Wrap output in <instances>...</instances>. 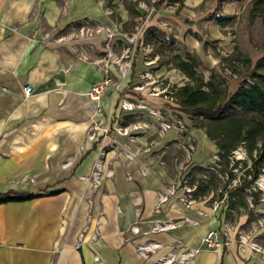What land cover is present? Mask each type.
Segmentation results:
<instances>
[{
  "label": "crops",
  "instance_id": "0c3cea01",
  "mask_svg": "<svg viewBox=\"0 0 264 264\" xmlns=\"http://www.w3.org/2000/svg\"><path fill=\"white\" fill-rule=\"evenodd\" d=\"M143 1L0 0V194L61 190L0 204V264H153L170 251L178 257L182 249L198 250L187 264H261L249 242L236 241L237 230H230L217 250L203 243L207 232L226 222L224 212L212 208L211 193L190 206L179 199L180 181L188 173V141L194 142L192 162L216 153L214 141L188 125L184 114L185 132L163 131L147 110L119 114L121 98L145 93L143 73L153 81L162 74L169 82L171 70H149L155 66H148L136 47L134 65L122 72L124 45L115 48L123 35L130 38L126 32L114 38L112 49L103 47V36L78 37L83 22L117 31L139 18V24L147 22L142 33L170 23V16L159 15L166 1L156 9L159 0H153L140 15ZM154 13L156 23L147 20ZM104 51L111 53L107 66L98 62ZM105 73L111 81L97 103L87 93ZM27 84L33 92L25 96ZM140 99L174 114L159 97ZM138 122L142 126L127 133L115 130ZM198 145L207 152L199 153ZM175 184L176 193L160 203L159 196ZM88 216L90 227L99 221V238L77 246ZM245 216L238 226L248 223ZM165 221L175 228L144 234L154 222ZM133 224H139V233L131 231ZM147 241L162 245L143 258L137 246Z\"/></svg>",
  "mask_w": 264,
  "mask_h": 264
},
{
  "label": "rangeland",
  "instance_id": "374dc122",
  "mask_svg": "<svg viewBox=\"0 0 264 264\" xmlns=\"http://www.w3.org/2000/svg\"><path fill=\"white\" fill-rule=\"evenodd\" d=\"M152 1H143L146 7L144 9L140 8V15L148 13L146 8H149V4ZM165 1L161 9L162 12L159 15L170 16L167 20L170 23L166 22V25H164L159 22L162 27H158L156 21L159 20L153 18L158 13L147 16V20H153L157 24L155 25L156 27L153 26L156 36L159 35L164 39L166 38L165 40H168L167 38L171 39L167 41L169 44L170 41L172 42L170 47L168 45L164 46L166 43L163 44L162 41L155 43L154 46V43H151L152 38L145 37L142 33L147 22L142 24V26L139 24V18L137 21L130 18L122 26V30L114 31L108 48H113L116 36H118V39L121 32H126L129 37L135 36L133 41L131 42L123 35L124 39H120V42L117 41L118 45L115 49L119 50L123 45V51L129 48L130 56L123 58V61L128 64L127 71L130 70L134 62L133 54L136 47L144 52L146 64L155 66L149 70L158 69L159 67H162L163 70L164 68L170 69L169 78H171V81L169 82L162 74H160L159 78L156 76L153 81V79L146 77L147 73H143V77L139 78L148 80V86H145L143 95L159 97L160 103L168 104L174 110L172 113L183 119L184 116L182 114L175 112L178 109V104L176 103L178 99L176 95L177 89L184 84L195 86L197 82L188 78L174 66V61L171 60L172 54H179L182 57L188 53L196 55L200 60L198 65L199 74L204 81H212L217 84L218 88L230 94L241 82L243 76L254 67L255 62L264 56V4L255 6L253 4L254 0H228L223 2L220 0H186L188 5L183 2L184 0ZM133 15L136 16V13L134 12ZM216 15H228L232 16L233 19L227 25H219L214 18ZM101 40L103 47L107 48L105 46L106 40H103L102 37ZM160 48L161 53L158 54L155 60L152 55L156 53L155 51H159ZM105 54L106 51L98 59L105 58ZM260 71L264 73V69H260ZM149 80L153 83H149ZM262 85L264 86V84ZM203 88L206 89V87ZM132 89L138 91L137 89ZM169 89H175L176 91L172 95L168 93ZM153 90H157L158 95H152L151 92ZM143 95L139 94L130 97L134 98L132 100H142L140 96ZM171 96H173L172 100H170ZM195 121L188 118V125L192 126ZM263 142V138L259 139L258 145L263 147ZM189 144L194 148L192 140L188 141ZM198 148H200L199 153L207 152V148L204 146L198 145ZM193 150L188 152V171H186L188 173L183 178L188 179V188L192 189V196L199 200L205 196L194 193L199 181L203 179L206 183L210 175L217 176L216 189H212L211 195L208 197L212 205H214L215 201H222V203L218 204V209L224 212L226 226L230 227L229 229L225 227L222 240L227 241V234L230 230H237L234 233V238L237 242L240 240V235L247 238L253 235L251 239L258 245L264 246V207L260 206L261 203L264 204V165L262 163L259 165L260 172L258 177L246 184L241 192L237 191L234 194V198L228 202V191L250 180L252 175V167L250 166L252 159L245 145L242 143L237 145L228 157L223 158L217 152L210 154L203 162H192L191 154ZM213 155H217V158H214ZM254 155H256V151H253L252 156ZM185 165H182V173L186 170L184 168ZM197 166H204L205 170L200 171ZM232 174L233 176L231 177L230 175ZM190 181L192 183H189ZM242 213L246 214L244 217L246 221L244 222L248 223L238 226Z\"/></svg>",
  "mask_w": 264,
  "mask_h": 264
},
{
  "label": "trees",
  "instance_id": "16d2710c",
  "mask_svg": "<svg viewBox=\"0 0 264 264\" xmlns=\"http://www.w3.org/2000/svg\"><path fill=\"white\" fill-rule=\"evenodd\" d=\"M164 2L165 0H159L154 7L159 9ZM253 4L255 6L263 5L264 0H254ZM214 18L219 25H227L233 19L228 15H216ZM154 30L153 26H148L143 31V35L152 38L151 43H154V46L155 43L162 41L163 44L166 43L164 46L170 47L172 42L170 41L169 44L167 41L171 39L165 40L166 38L156 36ZM155 52L154 54L158 55L161 53V48ZM171 60L174 61V66L178 70L197 82L195 86L184 84L177 89V110L187 118L196 120L192 126L202 129L214 141L218 147L217 154L219 156L228 157L231 151L241 143L245 145L251 156V178L228 191L227 201L230 202L237 191L241 192L246 184L258 177L259 165L261 163L264 165V142L262 143L263 147L258 145L259 139H264V86L262 85L264 84V73L260 71V69H264V56L255 62L254 67L243 76L241 82L230 94L218 88L214 82L204 81L199 74L200 60L196 55L188 53L182 57L179 54H172ZM127 91L128 89L124 92ZM253 151H256L254 156H252ZM197 169L205 170L204 166H197ZM230 176L232 177L233 174ZM217 183V176L210 175L206 183L203 179L199 181L194 193H199L202 196L209 194L212 189H216ZM60 191H8L0 194V204L30 200L43 195L57 194Z\"/></svg>",
  "mask_w": 264,
  "mask_h": 264
},
{
  "label": "built area",
  "instance_id": "2783aa9c",
  "mask_svg": "<svg viewBox=\"0 0 264 264\" xmlns=\"http://www.w3.org/2000/svg\"><path fill=\"white\" fill-rule=\"evenodd\" d=\"M78 37H85V38H91V37H95V36H103V40H106V47L108 48L110 41L114 35V30L112 29H104V27H90L88 25L87 22H83V25L81 27H79L78 29ZM134 35L133 37H130L129 40L132 42L134 39ZM107 56H105V58H101L99 59L98 62H103L106 66L107 63L109 62V57L111 56V53L109 51L106 52ZM130 56L129 54V48H127L126 50H124L123 55L121 57V59H123L124 57H128ZM149 63V62H148ZM120 68L122 69V72H125L127 70V62H123L121 64H119ZM110 77L107 73H105V75L98 80L97 82H95L90 90L88 91L87 95L89 96V98L93 101H96L97 103H99L101 101L102 96L104 95L105 90L108 88L109 84H110ZM138 86H135L134 89H138ZM23 91H24V95L28 96L33 92V89L30 85H25L23 87ZM176 90L175 89H169L168 93L169 94H174ZM152 95H158L157 90H153L151 92ZM173 99V96L170 97V100ZM176 99V98H175ZM176 101V100H175ZM99 107V104L97 105ZM118 110H119V114H122V112H128V113H136L138 111H143V110H147L148 113L153 116L159 124V127L165 131L167 129L170 128H176L181 132H185L188 128L186 126V123L184 121V119L176 116L175 114H171L168 115L166 113H164V110H162V108L158 107V106H150L147 102L143 101V100H130L127 99V97H123L119 100L118 103ZM142 125L138 122L135 123L133 125L128 126H117L115 128V130L119 133H127L128 130H132V129H138L140 128ZM193 150V146L191 144L188 145L186 151L187 154L189 151ZM214 158H217V155H213ZM99 173V168L97 165V169L96 171L93 172L94 175V181L96 182V176ZM110 172H108L109 174ZM184 176H182V179L180 181V186L182 189V193L179 197L180 201L185 205V206H190L191 204H193L196 199L192 196V189L188 188V179L187 178H183ZM96 184H94L95 186ZM176 193V184L175 185H171L169 186L165 193L161 194L159 196V202H163L166 201L170 196L174 195ZM222 203L221 200L219 201H215L212 205V208L214 210L218 209V204ZM221 207V206H219ZM98 223L99 221L97 220L95 222V224L90 227V217H87V224L83 227L82 231L80 232L79 236H78V244L77 246H79L81 243L87 241L89 243H94L96 240H98L99 238V229H98ZM226 222L223 224L222 227H220L219 230H210L209 232H207L206 236L203 238V243L207 246V248L213 249V250H217L222 244H223V240H222V236H223V232L225 231V227H227L228 229L230 228L229 226H226ZM175 228V223L171 222V221H165V222H154L151 227L148 230L144 231V234H149V233H153V232H160V231H168V230H172ZM131 231L135 232V233H139V224H133L131 226ZM252 237H245L240 235V242L241 243H246L249 242L250 243V247L254 250L260 253L261 255V259L262 262L261 264L264 263V248L260 245H258L253 239H251ZM161 243L159 242H155V241H147L145 243L142 244H138L137 246V250L139 252V254L143 257V258H147L149 256L150 253L154 252L156 249L161 247ZM176 246L182 249V242L180 240L176 241ZM198 250H194V249H182L181 254H179L178 257H175L173 251L168 252L167 254L159 257L157 260L154 261L153 264H172L176 259L178 261L179 264H187V261L189 259H191L192 257L195 256V254L197 253ZM97 257V256H96ZM259 264V263H257Z\"/></svg>",
  "mask_w": 264,
  "mask_h": 264
}]
</instances>
